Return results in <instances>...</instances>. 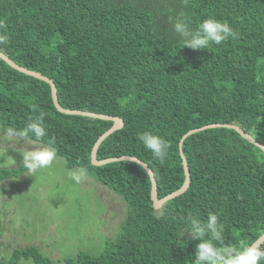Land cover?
Segmentation results:
<instances>
[{
    "label": "trees",
    "instance_id": "obj_1",
    "mask_svg": "<svg viewBox=\"0 0 264 264\" xmlns=\"http://www.w3.org/2000/svg\"><path fill=\"white\" fill-rule=\"evenodd\" d=\"M179 17L193 29L208 17L226 21L238 38L207 50L182 48L172 28ZM0 21L8 36L0 52L54 82L63 109L122 120L97 159L142 161L154 173L158 199L184 184L179 145L188 132L236 125L264 146V0H0ZM41 114L46 136L24 133ZM112 126L60 114L49 85L0 59V134L14 128L11 138L54 148L68 169H86L127 207L119 234L102 252H80L65 264H191L199 241L183 230L190 214L216 213L224 225L219 246L233 252L264 234V153L238 133L218 128L188 137L182 152L190 186L155 209L142 167L92 166L93 147ZM145 131L168 142L163 162L138 140ZM27 171L25 162L0 168V183ZM22 260L53 264L33 247L13 250L0 264Z\"/></svg>",
    "mask_w": 264,
    "mask_h": 264
},
{
    "label": "rangeland",
    "instance_id": "obj_2",
    "mask_svg": "<svg viewBox=\"0 0 264 264\" xmlns=\"http://www.w3.org/2000/svg\"><path fill=\"white\" fill-rule=\"evenodd\" d=\"M40 149L29 140L0 134V168H13L27 152ZM76 170L55 157L47 168L0 183V261L15 249L33 247L53 264H65L80 252L99 254L117 237L126 204L88 173L75 181Z\"/></svg>",
    "mask_w": 264,
    "mask_h": 264
},
{
    "label": "clouds",
    "instance_id": "obj_3",
    "mask_svg": "<svg viewBox=\"0 0 264 264\" xmlns=\"http://www.w3.org/2000/svg\"><path fill=\"white\" fill-rule=\"evenodd\" d=\"M3 27L4 24L0 21V28ZM172 28L177 34L182 48L187 47L192 50H207L213 45H221L229 38H238V33L228 22L214 17L204 19L195 29L189 26L185 18L179 17L173 21ZM7 40L8 36L0 33V44ZM23 132L31 133L37 139L45 137L47 131L44 126L43 114L27 123ZM7 134L13 137L17 135V131L14 128H9ZM138 140L154 159L161 162L166 159L169 144L164 138L145 131L138 136ZM55 157L56 150L48 147L27 152L24 162L28 172L34 173L38 169L49 167ZM86 175V169L81 168L73 172L72 178L79 182L86 178ZM183 230L188 233L191 240L199 241L196 244L191 264H261L264 262V250L248 246L239 252H233L227 249V246L220 247L219 245L224 241V225L220 223L218 215L214 212H209L206 219H201L199 214H190L187 217V226L183 227ZM184 231H181L180 238Z\"/></svg>",
    "mask_w": 264,
    "mask_h": 264
},
{
    "label": "water",
    "instance_id": "obj_4",
    "mask_svg": "<svg viewBox=\"0 0 264 264\" xmlns=\"http://www.w3.org/2000/svg\"><path fill=\"white\" fill-rule=\"evenodd\" d=\"M0 59L2 61H4L7 65H9L12 69H14L15 71H18L19 73H22L26 76L35 78L38 81L49 85L50 89H51V97H52L54 107L57 110V112H59L60 114H63L66 116L87 117V118H93V119H97V120H101V121L112 122L113 126L108 131H106L103 135H101L100 138L98 139V141L96 142V144L94 145L92 153H91V164L94 167H102V166L112 164V163L131 162V163H135V164L139 165L140 167H142L147 172V174L149 175V178L151 181V185H152L151 200L153 202V206L155 209H161L167 202H169L175 198L180 197L181 195H183L188 190V188L190 186V172H189V168H188L186 159H185L184 154L182 152V147H183L184 141L188 137H190L191 135L199 133V132H203L206 130H210V129H218V128L230 129V130H233L236 133H238L243 139H245L247 142L254 145L255 147L259 148L264 153V146H262L261 144L256 142L255 139L251 135L246 134L243 130H241L236 125L215 124V125L205 126L203 128L197 129V130H192L182 137V139L180 141V145H179L180 155H181V159H182V166H183L184 174H185L184 184L180 190L166 196L163 199H158V197H157V184H156V180L154 177V173L142 161H140L134 157L110 158V159H106V160H102V161H99L97 159V152H98L100 145L109 136H111L115 132L120 131L123 128V122L121 119H119L117 117L113 118V117H109V116H105V115H98V114L87 113V112H82V111L65 110L58 103L57 89H56V85L54 82H52L48 78L44 77L40 73L29 71V70H26V69L18 66L17 64L12 62L6 55H4L2 52H0ZM263 244H264V234L259 239H257L251 247L256 248V249H260Z\"/></svg>",
    "mask_w": 264,
    "mask_h": 264
}]
</instances>
